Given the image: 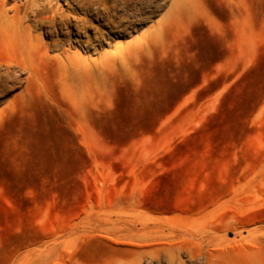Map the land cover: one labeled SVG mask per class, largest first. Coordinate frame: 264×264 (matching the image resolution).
<instances>
[{"label":"rangeland","instance_id":"374dc122","mask_svg":"<svg viewBox=\"0 0 264 264\" xmlns=\"http://www.w3.org/2000/svg\"><path fill=\"white\" fill-rule=\"evenodd\" d=\"M48 1L91 45L0 37V264H264V0Z\"/></svg>","mask_w":264,"mask_h":264},{"label":"bare ground","instance_id":"6f19581e","mask_svg":"<svg viewBox=\"0 0 264 264\" xmlns=\"http://www.w3.org/2000/svg\"><path fill=\"white\" fill-rule=\"evenodd\" d=\"M30 17L33 18L35 23L33 28H45L46 33L49 35L57 31L67 30L70 25L77 37L83 35L85 38L84 41H79L83 48L91 45L90 37L85 35L86 28L89 27L86 20L83 19L80 22V19L74 16L69 17L62 12L54 10L52 3L48 0H23L20 7L11 17H7L4 14V10L0 12V37L3 45L18 55H23L32 48L31 29L26 24ZM96 38L99 37L94 35V39ZM54 44L53 42L52 45ZM74 56V54H66L65 58L71 60Z\"/></svg>","mask_w":264,"mask_h":264}]
</instances>
